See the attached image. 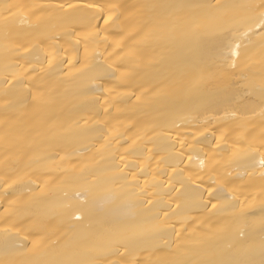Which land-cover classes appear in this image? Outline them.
Instances as JSON below:
<instances>
[{
    "label": "bare ground",
    "instance_id": "bare-ground-1",
    "mask_svg": "<svg viewBox=\"0 0 264 264\" xmlns=\"http://www.w3.org/2000/svg\"><path fill=\"white\" fill-rule=\"evenodd\" d=\"M0 264H264V0H0Z\"/></svg>",
    "mask_w": 264,
    "mask_h": 264
}]
</instances>
